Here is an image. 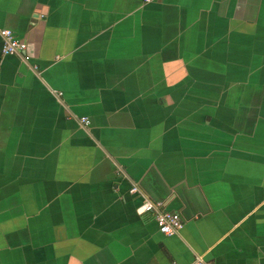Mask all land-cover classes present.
<instances>
[{
	"label": "crops",
	"instance_id": "obj_1",
	"mask_svg": "<svg viewBox=\"0 0 264 264\" xmlns=\"http://www.w3.org/2000/svg\"><path fill=\"white\" fill-rule=\"evenodd\" d=\"M2 28L0 264H264V0H0Z\"/></svg>",
	"mask_w": 264,
	"mask_h": 264
},
{
	"label": "built area",
	"instance_id": "obj_2",
	"mask_svg": "<svg viewBox=\"0 0 264 264\" xmlns=\"http://www.w3.org/2000/svg\"><path fill=\"white\" fill-rule=\"evenodd\" d=\"M1 47L0 52L3 55L17 54L23 60L28 59V55L25 53L26 44L24 41L16 38L11 30L2 28L0 29ZM33 69H37L35 64L32 65ZM80 121L86 125L88 120L85 117H81ZM129 192H138L136 185H131L128 189ZM135 211L137 214L149 212L151 213L154 222L157 226V230L163 235L169 236L175 234L181 227V219L176 212H171L163 209L162 203L157 200H149L143 198V200L136 206ZM191 264H208L201 259L200 256L195 255Z\"/></svg>",
	"mask_w": 264,
	"mask_h": 264
}]
</instances>
